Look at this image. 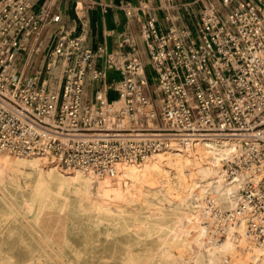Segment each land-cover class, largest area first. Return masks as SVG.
I'll return each instance as SVG.
<instances>
[{
    "label": "built area",
    "instance_id": "1",
    "mask_svg": "<svg viewBox=\"0 0 264 264\" xmlns=\"http://www.w3.org/2000/svg\"><path fill=\"white\" fill-rule=\"evenodd\" d=\"M169 1L165 29L144 0L125 5L127 15H147L146 63L136 47L91 48L61 26L28 69L42 28L60 14L52 13V0L38 10L34 0H0V151L113 176L117 163L142 161L172 143L230 136L222 168L234 203L222 210L207 199L206 241L229 238L238 247L244 239L245 264H264V0H220L221 9L213 0ZM106 69L120 78H108ZM87 80H102L92 101L84 98ZM143 118L156 126H138Z\"/></svg>",
    "mask_w": 264,
    "mask_h": 264
},
{
    "label": "bare ground",
    "instance_id": "2",
    "mask_svg": "<svg viewBox=\"0 0 264 264\" xmlns=\"http://www.w3.org/2000/svg\"><path fill=\"white\" fill-rule=\"evenodd\" d=\"M233 143L226 135L196 136L185 146L172 143L141 162H119L113 176L79 168L63 171L45 164L39 155L0 151V196L8 208L0 220V246L12 250L27 238L34 239L39 248L55 239L64 243L65 226L57 229L48 218L77 211L93 226H131L135 233L154 238L159 248L155 255L162 263L174 258L173 248L185 246L206 264L224 262L225 254L231 262L224 264H241L249 254L244 239L238 247L229 238L209 243L203 224L208 198L222 210L233 206L234 186L225 179L221 162ZM19 173L34 178L21 185ZM9 186L16 192L27 188L29 197L17 202L8 194ZM134 202L141 207L128 206ZM143 207L146 212L140 211Z\"/></svg>",
    "mask_w": 264,
    "mask_h": 264
},
{
    "label": "rangeland",
    "instance_id": "3",
    "mask_svg": "<svg viewBox=\"0 0 264 264\" xmlns=\"http://www.w3.org/2000/svg\"><path fill=\"white\" fill-rule=\"evenodd\" d=\"M146 69L149 80L152 81L153 73L148 65ZM145 123H148L149 126H156L155 122L145 118L140 120L137 125L145 126ZM45 162V164L52 165L47 159ZM58 169L60 168L58 167ZM33 178L34 175L23 173L17 175V180L21 185ZM8 190V194L16 198L17 202H20V197H29L27 188L24 191L16 192L9 186ZM69 194L71 198H74L75 194L72 191ZM2 198L0 196V220L2 214L8 211ZM128 206L130 208L141 207L139 202L131 203ZM140 211L146 212V209L143 207ZM58 214V217L50 216L48 220L57 229L65 226L66 242L61 243L55 239L42 243V247L39 248L34 239L27 238L24 243H16L12 250L2 244L0 246V264H206L196 258L193 250L187 249L185 246L178 247L180 249L173 248L174 258L168 263H162L155 255V252L159 251L157 241L154 238L135 233L134 227L124 225L96 227L87 222L85 216L80 212L69 211ZM31 215L27 219L30 223L32 222ZM23 228L21 229L23 230ZM105 231H109L108 234ZM7 254H11L12 257L6 258ZM36 256H39L40 259L37 260ZM226 256L229 261L231 259L229 254H225L224 258ZM248 256L249 254L241 264H245L249 260Z\"/></svg>",
    "mask_w": 264,
    "mask_h": 264
},
{
    "label": "crops",
    "instance_id": "4",
    "mask_svg": "<svg viewBox=\"0 0 264 264\" xmlns=\"http://www.w3.org/2000/svg\"><path fill=\"white\" fill-rule=\"evenodd\" d=\"M148 10L155 16L160 28L167 26L163 19L166 0H144ZM191 0H170V4ZM222 8L220 0H213ZM45 0H34L33 10H38ZM52 13L60 14V21L50 23L42 28L39 36L40 52L38 56L29 55L30 61L26 68L31 69L38 62L43 52H46L55 42L60 33L59 28L65 27L69 33L84 35L87 44L91 48L104 45L107 51L122 47L126 51L131 46L138 49L139 55L144 63L147 62L145 46L141 37V23L146 14L137 10L135 15H127L125 5H137L138 0H52ZM121 44V45H120ZM22 59H26L22 56ZM101 61L96 60V65L101 66ZM22 63V62H20ZM107 77L115 81L120 78L118 72L106 69ZM102 80H87L84 98L92 101L93 92ZM110 99H115V90H107Z\"/></svg>",
    "mask_w": 264,
    "mask_h": 264
}]
</instances>
